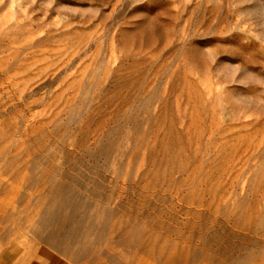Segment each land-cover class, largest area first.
Listing matches in <instances>:
<instances>
[{
    "label": "rangeland",
    "instance_id": "374dc122",
    "mask_svg": "<svg viewBox=\"0 0 264 264\" xmlns=\"http://www.w3.org/2000/svg\"><path fill=\"white\" fill-rule=\"evenodd\" d=\"M0 264H264V0H0Z\"/></svg>",
    "mask_w": 264,
    "mask_h": 264
}]
</instances>
